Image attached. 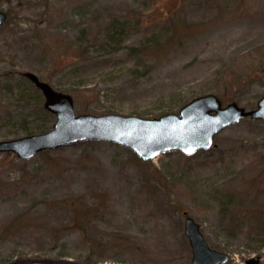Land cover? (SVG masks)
I'll return each instance as SVG.
<instances>
[{
  "label": "rangeland",
  "instance_id": "374dc122",
  "mask_svg": "<svg viewBox=\"0 0 264 264\" xmlns=\"http://www.w3.org/2000/svg\"><path fill=\"white\" fill-rule=\"evenodd\" d=\"M0 5V140L54 121L24 71L69 93L76 114L155 117L206 93L251 109L264 94V0ZM214 143L151 160L110 141L0 153V264H190L184 211L223 264H264V121L243 118Z\"/></svg>",
  "mask_w": 264,
  "mask_h": 264
},
{
  "label": "water",
  "instance_id": "95a60500",
  "mask_svg": "<svg viewBox=\"0 0 264 264\" xmlns=\"http://www.w3.org/2000/svg\"><path fill=\"white\" fill-rule=\"evenodd\" d=\"M6 19V13L0 8V26ZM22 74L41 91L43 108L55 116L47 131L0 140V153L11 152L22 160L31 159L44 150L88 140H106L124 146L142 160L171 151L189 156L216 146L214 136L244 117L264 121V94L251 109L235 101L222 104L215 94L206 93L191 98L176 112L155 117L116 113L76 114L69 93L54 89L31 71ZM183 214V232L191 251L190 264L225 263L228 254L210 247L199 224L186 211ZM258 262L259 257L245 260V264Z\"/></svg>",
  "mask_w": 264,
  "mask_h": 264
},
{
  "label": "trees",
  "instance_id": "16d2710c",
  "mask_svg": "<svg viewBox=\"0 0 264 264\" xmlns=\"http://www.w3.org/2000/svg\"><path fill=\"white\" fill-rule=\"evenodd\" d=\"M115 23H111V26H110V28H109V31H107L106 33H105V35H107V38L109 39V40H111V41H114L115 39L113 38L114 36H117V37H119V35L121 34H119V35H117V31H116V28L118 27V26H120L121 27V29L120 30H122V24H120V25H114ZM121 43V41H116V46H118L119 44ZM107 44H109V43H107ZM185 103V102H184ZM182 104H183V102H182ZM181 104V105H182ZM165 112H168V111H164V112H161L160 114H163V113H165ZM159 114V115H160ZM49 129V127H45V128H39V129H36L35 131H36V133H39V132H44V131H46V130H48ZM31 133H33V131H26L25 132V134H31ZM87 142H89V141H87ZM43 152H48V151H43ZM42 152V153H43ZM9 154V153H8ZM80 213L79 214H85L86 212L85 211H83L82 209L79 211ZM85 221L84 220H82V219H80L79 220V223H78V226L80 227V228H84L83 227V223H84ZM91 238V237H90ZM83 240H89V236H88V234H84V237H83ZM85 243L86 244H88V242L87 241H85ZM60 264H89L90 262H86V261H74V260H70V261H63V260H61L60 262H59ZM50 264H56L55 262H52V263H50Z\"/></svg>",
  "mask_w": 264,
  "mask_h": 264
}]
</instances>
